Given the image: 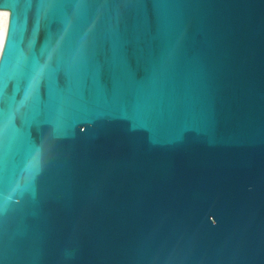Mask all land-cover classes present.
<instances>
[{
    "label": "water",
    "instance_id": "1",
    "mask_svg": "<svg viewBox=\"0 0 264 264\" xmlns=\"http://www.w3.org/2000/svg\"><path fill=\"white\" fill-rule=\"evenodd\" d=\"M0 9V264H264V0Z\"/></svg>",
    "mask_w": 264,
    "mask_h": 264
},
{
    "label": "snow or ice",
    "instance_id": "2",
    "mask_svg": "<svg viewBox=\"0 0 264 264\" xmlns=\"http://www.w3.org/2000/svg\"><path fill=\"white\" fill-rule=\"evenodd\" d=\"M15 20H14V26H15ZM21 61L17 60L15 62L14 68L17 69L16 72H14L13 74L17 73L18 70L20 69V65H21ZM3 106H4V95H3V90L2 88H0V113H2V118H0V135L4 134V119H5V112L3 110ZM16 103L15 101H9L8 102V108H7V115L9 117H11V115L16 111ZM9 127H11V124H9Z\"/></svg>",
    "mask_w": 264,
    "mask_h": 264
},
{
    "label": "bare ground",
    "instance_id": "3",
    "mask_svg": "<svg viewBox=\"0 0 264 264\" xmlns=\"http://www.w3.org/2000/svg\"><path fill=\"white\" fill-rule=\"evenodd\" d=\"M8 17L9 11L6 9H0V51L5 37Z\"/></svg>",
    "mask_w": 264,
    "mask_h": 264
}]
</instances>
